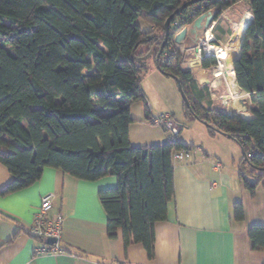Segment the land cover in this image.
I'll list each match as a JSON object with an SVG mask.
<instances>
[{"label": "trees", "instance_id": "obj_1", "mask_svg": "<svg viewBox=\"0 0 264 264\" xmlns=\"http://www.w3.org/2000/svg\"><path fill=\"white\" fill-rule=\"evenodd\" d=\"M187 1L0 0V162L12 175L0 195L31 186L46 167L88 181L114 176L115 187L98 191L107 234H121L126 248L143 244L153 259L155 225L168 219L175 199L173 153L192 146L178 135L164 143L130 140V104L145 99L141 79L150 58L182 85L190 113L213 135L239 144V177L255 192L264 180V0H251L254 19L234 62L237 83L253 103L252 119H245L249 112L239 110L242 118L214 105L210 86L183 66L174 42L209 9L216 11V43L227 42L233 29L220 16L239 0L201 1L177 12ZM139 19L150 29L143 30ZM242 33L239 28V42ZM216 63V57L204 59L205 66ZM244 218L239 202L235 219ZM248 234L252 250L264 249V223L250 225Z\"/></svg>", "mask_w": 264, "mask_h": 264}, {"label": "crops", "instance_id": "obj_2", "mask_svg": "<svg viewBox=\"0 0 264 264\" xmlns=\"http://www.w3.org/2000/svg\"><path fill=\"white\" fill-rule=\"evenodd\" d=\"M250 3L251 0L232 1L220 16L233 23V33L226 46L238 58L245 27L254 19ZM215 24L216 21L213 26ZM187 28L188 24L175 36L176 45L183 53L194 56L196 66H200L201 54ZM239 28L243 33L236 49L232 44ZM219 43L224 44L223 41ZM212 78V83L206 82L210 87L228 85L225 76L218 80ZM234 82L244 94L233 97L228 85L227 92L218 94L217 99L228 107L233 106L237 112H249V119L254 118L250 94L238 85L235 71ZM241 100L245 101V106ZM129 137L133 143L131 129ZM202 151L195 149L192 158L174 161L175 199L169 204L168 219L155 225L153 259L149 258L143 244L134 243L126 248L121 234L116 238L107 234V214L98 191L115 187L117 180L114 176L88 181L46 167L41 179L31 186L0 195V264H241L240 253L248 257L252 248L248 234L250 225L235 219V206L242 202L241 195L247 192L239 177V165L238 170L227 172L221 161H217L218 157L212 158L204 149ZM239 154L235 148L234 164ZM11 177L8 168L0 162V188ZM49 192L55 194L51 214L60 212L64 216L61 241L64 251L36 254L35 248L44 244V240L29 234L28 229L42 195ZM254 264H264V260Z\"/></svg>", "mask_w": 264, "mask_h": 264}, {"label": "rangeland", "instance_id": "obj_3", "mask_svg": "<svg viewBox=\"0 0 264 264\" xmlns=\"http://www.w3.org/2000/svg\"><path fill=\"white\" fill-rule=\"evenodd\" d=\"M227 21L230 23V25L233 24L229 19ZM139 23L141 24L143 30L146 31L150 29V24L144 19H139ZM212 27L209 28V32H212ZM211 36L212 35L209 33V37ZM228 43L229 40H227V42H225L224 44H214V46L216 45L215 47H220L218 49H215L218 55H220L219 51L221 48L227 50L226 45H228ZM180 55L183 66L190 68L192 75L195 78H202L203 82H213V76L207 77L209 69H204L206 66H204L203 68L202 66H196L197 63H195L193 60L194 56H191L190 53L185 54L181 50ZM225 63L226 62H223L222 64ZM148 66L149 70L143 74L141 79V87L143 94L145 95V99H138L131 102L130 104L131 115L134 118V121L130 125L132 139L134 141L133 143H164L169 138V131L163 125L153 123L150 118H146L147 104L152 116H159L160 114L165 113L175 117L180 126V134L178 135V140L184 144L192 146V156H194L195 154L193 150H200L203 153L202 149H204L212 156V158H219V160L217 161H221V163L223 164L222 168L225 171L229 172L230 170H238L239 162L243 158V153L239 144L232 139H228L227 137L222 136L224 134L220 135V133H217L213 135L209 130L208 125L200 119L196 118L186 108L185 100L179 89L176 79L172 76L162 73L155 66L152 58L148 60ZM228 85L229 89L232 90L233 87L229 83ZM228 85L220 84L218 87H210L212 90V98H214L212 100L214 102V105L226 111H228L229 109L228 105L223 104V101L219 102V99H217V95L227 92ZM239 92L241 93V95L244 94L240 90ZM235 148L240 153L238 156H236V164H234L233 161V157H235ZM191 155L186 159L192 158ZM258 187L259 188L255 191L256 193L247 189V192L241 195V200L243 202L242 205L245 210V218L243 222L246 226L258 223L260 221H263L260 223H264V180L260 182ZM239 258L241 264L259 263V261L264 260V249L251 250L248 253V257L245 256L244 253H240Z\"/></svg>", "mask_w": 264, "mask_h": 264}, {"label": "built area", "instance_id": "obj_4", "mask_svg": "<svg viewBox=\"0 0 264 264\" xmlns=\"http://www.w3.org/2000/svg\"><path fill=\"white\" fill-rule=\"evenodd\" d=\"M209 31V30H208ZM208 31L206 33V40H201L195 47L199 48V54L201 58L199 59V64L204 60V56H207L211 53L207 52V45L210 44V39L214 38V35L211 33V38L208 36ZM217 64L220 65V58L215 53ZM212 66H206L204 69H209ZM152 122L156 124L163 125L169 131V138L174 139L180 133L179 123L176 121L175 117L170 114L162 113L159 116H152ZM191 155L190 150H181L175 151L173 153V160H183ZM54 199L55 194L53 192L45 193L41 197V202L38 210L34 215V220L28 231L44 240V244L37 246L35 248L36 254H45L53 252H62L64 251L61 241L63 237L64 229V216L58 212L54 215L51 214L54 208Z\"/></svg>", "mask_w": 264, "mask_h": 264}, {"label": "water", "instance_id": "obj_5", "mask_svg": "<svg viewBox=\"0 0 264 264\" xmlns=\"http://www.w3.org/2000/svg\"><path fill=\"white\" fill-rule=\"evenodd\" d=\"M201 1H208V0H190V1H187L185 2L178 10L177 12H180L182 9H184L185 7H188L189 5L191 4H194V3H198V2H201ZM216 21V11L214 9H209L205 12H203L202 14H200L199 16H197L190 24H188V33H189V36L192 38V40L198 44L201 40H206V33L207 31L209 30L210 27L213 26L214 22ZM249 24L246 25V27L248 26ZM246 27H245V31H246ZM169 32H170V18L166 21V37H165V40H164V43L163 45H165L166 41H167V38H168V35H169ZM215 38H211L209 41L210 43L214 41ZM197 51H200L199 48H197ZM210 56H215V52H212L211 54L207 55V56H204L203 59H205L206 57H210ZM238 59V57L236 56H233L231 53H230V56H228V58L225 60L226 64H230L233 66V70L235 71L234 69V62L235 60ZM200 66H202V68L205 66L204 65V60L201 61V64ZM213 66H216V65H213ZM195 78V77H194ZM200 84H203V83H206V82H203L202 81V78H199V77H196L195 78ZM178 86H179V89L183 95V98L185 100V103L187 105H190V101H189V98L188 96L186 95L182 85L179 83L178 81ZM241 104L243 106L246 105L245 101L244 100H241ZM230 115H237V116H240L242 118H245L243 116H241L233 106H229V109L227 111ZM245 119H249V118H245ZM252 119V118H251Z\"/></svg>", "mask_w": 264, "mask_h": 264}, {"label": "bare ground", "instance_id": "obj_6", "mask_svg": "<svg viewBox=\"0 0 264 264\" xmlns=\"http://www.w3.org/2000/svg\"><path fill=\"white\" fill-rule=\"evenodd\" d=\"M209 31H208V36H209ZM209 38H211V37H209ZM235 41V40H234ZM238 44H239V41L236 39V41L232 44V47L233 48H236V47H238ZM210 44H208L207 45V52L208 53H212V52H215L217 55H218V53L215 51V50H213V51H209V49H208V46H209ZM216 46V45H215ZM218 48H220V47H218ZM212 50V49H211ZM230 50H228V53H227V56H229V54H230V52H229ZM237 51H235V53H236ZM219 56V55H218ZM220 58V57H219ZM228 58V57H227ZM220 61H222L221 60V58H220ZM220 64H221V62H220ZM225 65V67H222V74H224L225 76H226V78H227V81H228V83L233 87L232 88V90L230 91L231 92V94L230 95H232L233 96V94H234V97L235 98H238V97H240L241 96V93L239 92V90H238V88H237V86L235 85V82H234V70H233V68H232V65H230V64H224ZM217 66H212L211 68H210V70L211 71H209L210 72V76L209 77H211V76H213L214 74H215V68H216ZM221 72V71H220ZM228 72V73H227ZM214 77V76H213ZM236 104V103H235Z\"/></svg>", "mask_w": 264, "mask_h": 264}, {"label": "flooded vegetation", "instance_id": "obj_7", "mask_svg": "<svg viewBox=\"0 0 264 264\" xmlns=\"http://www.w3.org/2000/svg\"><path fill=\"white\" fill-rule=\"evenodd\" d=\"M216 39H214V41L212 42V43H210V44H213V45H209L208 46V49H209V51H213V50H215V49H218V47H215L214 46V44L216 43V41H215ZM212 49V50H211ZM227 53H228V49L226 50V49H220V51H219V56H220V58H221V64L219 65V66H217L216 68H215V74L213 75L214 76V78H216L217 80L218 79H220L222 76H223V72H222V67H225V65L224 64H222L223 62H225V60L227 59ZM213 57H216V56H210V58H213ZM221 71V72H220ZM225 76V75H224ZM226 77V76H225ZM231 91V90H230Z\"/></svg>", "mask_w": 264, "mask_h": 264}, {"label": "clouds", "instance_id": "obj_8", "mask_svg": "<svg viewBox=\"0 0 264 264\" xmlns=\"http://www.w3.org/2000/svg\"><path fill=\"white\" fill-rule=\"evenodd\" d=\"M217 64V63H216ZM213 65H215V64H212V65H208V66H213Z\"/></svg>", "mask_w": 264, "mask_h": 264}]
</instances>
